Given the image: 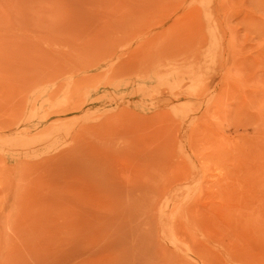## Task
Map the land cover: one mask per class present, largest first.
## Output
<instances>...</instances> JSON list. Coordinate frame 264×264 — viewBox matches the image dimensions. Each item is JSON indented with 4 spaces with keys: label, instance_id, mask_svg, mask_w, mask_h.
Wrapping results in <instances>:
<instances>
[{
    "label": "rangeland",
    "instance_id": "rangeland-1",
    "mask_svg": "<svg viewBox=\"0 0 264 264\" xmlns=\"http://www.w3.org/2000/svg\"><path fill=\"white\" fill-rule=\"evenodd\" d=\"M0 264H264V0H0Z\"/></svg>",
    "mask_w": 264,
    "mask_h": 264
}]
</instances>
